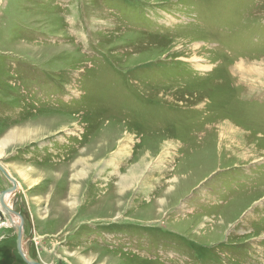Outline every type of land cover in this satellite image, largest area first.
<instances>
[{"label":"rangeland","instance_id":"374dc122","mask_svg":"<svg viewBox=\"0 0 264 264\" xmlns=\"http://www.w3.org/2000/svg\"><path fill=\"white\" fill-rule=\"evenodd\" d=\"M0 162L36 261L264 264V0H0Z\"/></svg>","mask_w":264,"mask_h":264},{"label":"water","instance_id":"95a60500","mask_svg":"<svg viewBox=\"0 0 264 264\" xmlns=\"http://www.w3.org/2000/svg\"><path fill=\"white\" fill-rule=\"evenodd\" d=\"M0 171L12 181L13 186L3 189L0 192V205L4 209L3 211L7 214L9 224H11L12 228L17 232V240H16V248H18V252L23 260L27 264H45L40 261L34 260L27 252L24 247V217L21 213L15 211L11 206L6 204V196L12 194L18 187L17 179L13 178L7 171L6 167L2 162H0ZM15 218L19 219V223L15 221ZM0 219L3 221L5 219L4 214L0 211ZM4 222V221H3ZM3 226V225H0Z\"/></svg>","mask_w":264,"mask_h":264},{"label":"bare ground","instance_id":"6f19581e","mask_svg":"<svg viewBox=\"0 0 264 264\" xmlns=\"http://www.w3.org/2000/svg\"><path fill=\"white\" fill-rule=\"evenodd\" d=\"M243 65H244V63H243ZM243 65H241V67L240 68H243V69H247V70H249L247 67H245V66H243ZM250 71L251 72H254V73H257V71H260V72H263V70L262 69H259V68H255V67H250ZM246 71V70H245ZM7 169V168H6ZM7 171H8V169H7ZM8 173L10 174V172L8 171ZM11 175V174H10ZM18 187H19V182H18ZM17 187V188H18ZM11 195V194H10ZM8 198H9V195H7L6 196V204H10L9 202H8ZM10 206V205H9ZM4 209L2 208V206L0 205V211L2 212V214H4V216L6 217L7 216V214H5V212L3 211ZM15 221L17 222V223H19V219H17V218H15ZM7 223H9V221L8 222H3V224H7ZM26 249V248H25Z\"/></svg>","mask_w":264,"mask_h":264}]
</instances>
